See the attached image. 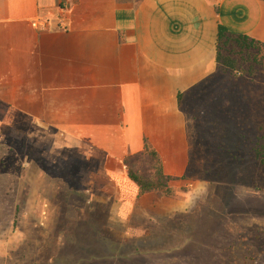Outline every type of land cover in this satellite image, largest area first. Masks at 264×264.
Wrapping results in <instances>:
<instances>
[{
	"label": "crops",
	"instance_id": "obj_1",
	"mask_svg": "<svg viewBox=\"0 0 264 264\" xmlns=\"http://www.w3.org/2000/svg\"><path fill=\"white\" fill-rule=\"evenodd\" d=\"M219 25L264 43V0H0V156L21 139L27 200L63 183L113 213L187 209L138 197L124 160L148 144L165 175L186 173L177 94L215 71Z\"/></svg>",
	"mask_w": 264,
	"mask_h": 264
},
{
	"label": "rangeland",
	"instance_id": "obj_2",
	"mask_svg": "<svg viewBox=\"0 0 264 264\" xmlns=\"http://www.w3.org/2000/svg\"><path fill=\"white\" fill-rule=\"evenodd\" d=\"M256 58L249 129L226 76L184 95L192 142L187 178L173 189L189 201L185 210L113 213V199L90 203L63 183L49 202L28 201L20 139L0 156V264H264V163L251 153L254 124L264 123V45ZM128 165L147 173L150 162L138 156Z\"/></svg>",
	"mask_w": 264,
	"mask_h": 264
},
{
	"label": "trees",
	"instance_id": "obj_3",
	"mask_svg": "<svg viewBox=\"0 0 264 264\" xmlns=\"http://www.w3.org/2000/svg\"><path fill=\"white\" fill-rule=\"evenodd\" d=\"M263 45L264 43L252 39L247 35L231 32L222 25L218 26L215 55L216 69L211 76H226L227 80L232 81L231 85L241 92H235V96H239L241 101L235 105L236 109L235 107L234 109L236 113H241V118L244 119L241 127L244 126L243 128L245 129L250 128L248 121H251L253 117L251 99L253 98V91L251 90L250 80L256 73L255 65L257 63L256 56L258 49ZM205 82L206 79L204 80ZM224 90L227 91L226 87ZM187 91L177 94L178 106L183 112H185V109L182 106V101ZM252 133L256 135V141L251 147V153L262 164L264 163V123H255ZM138 156H144L149 160L150 165L148 171H146L147 173L138 172L128 165V160L131 157ZM124 161L128 167V177L138 186V197L157 192L160 196L173 198L175 195L173 186L177 182L184 181L187 178V171L182 176L165 175L162 171L160 157L148 144L144 145L142 153L127 156Z\"/></svg>",
	"mask_w": 264,
	"mask_h": 264
},
{
	"label": "built area",
	"instance_id": "obj_4",
	"mask_svg": "<svg viewBox=\"0 0 264 264\" xmlns=\"http://www.w3.org/2000/svg\"><path fill=\"white\" fill-rule=\"evenodd\" d=\"M39 28H40L41 30H42V29H45V28H46V24L41 23L40 26H39Z\"/></svg>",
	"mask_w": 264,
	"mask_h": 264
}]
</instances>
